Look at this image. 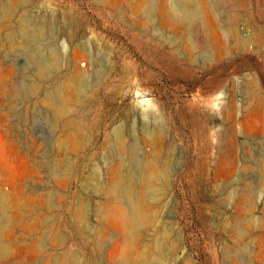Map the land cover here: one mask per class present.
Returning a JSON list of instances; mask_svg holds the SVG:
<instances>
[{
    "label": "rangeland",
    "instance_id": "374dc122",
    "mask_svg": "<svg viewBox=\"0 0 264 264\" xmlns=\"http://www.w3.org/2000/svg\"><path fill=\"white\" fill-rule=\"evenodd\" d=\"M0 198L2 264H264V0H0Z\"/></svg>",
    "mask_w": 264,
    "mask_h": 264
},
{
    "label": "bare ground",
    "instance_id": "6f19581e",
    "mask_svg": "<svg viewBox=\"0 0 264 264\" xmlns=\"http://www.w3.org/2000/svg\"><path fill=\"white\" fill-rule=\"evenodd\" d=\"M233 3H234V1H233ZM250 4V3H249ZM238 16V15H237ZM234 21V20H233ZM209 23H211V25H210V30H211V34H212V40H213V44H219V45H222L221 43H220V35H219V30H218V27L214 24V21H213V23L212 22H209ZM234 26V25H233ZM235 27V26H234ZM223 29V28H222ZM226 29V28H225ZM224 29V30H225ZM228 29V28H227ZM230 29V28H229ZM224 30H222V32L224 31ZM221 32V31H220ZM39 33V32H38ZM230 33H231V31H230ZM221 34V33H220ZM251 37H252V39H253V41L255 40V43H254V47H253V49H252V51H254V52H256V53H259V43H258V38L259 37H261V36H259V35H257V34H254L253 36L251 35ZM187 40V39H186ZM234 41H235V39H233ZM240 40V39H239ZM251 40V39H250ZM249 39H242L241 40V44H242V46L243 45H247V43L248 42H251ZM222 41V40H221ZM236 41H237V39H236ZM183 42V41H182ZM185 42V41H184ZM187 44V43H186ZM186 44H184L183 43V45H186ZM205 45V44H204ZM239 46V45H238ZM241 46V45H240ZM241 46V47H242ZM249 46V45H248ZM239 48V47H238ZM188 49V56H190V57H193L194 56V51H193V49H191V48H187ZM184 51V50H183ZM218 51V50H217ZM52 52V51H51ZM54 52H52V54H53ZM57 53V52H56ZM185 53V52H184ZM222 53V52H221ZM51 54V55H52ZM197 55V54H196ZM221 55V54H220ZM52 57V56H51ZM49 61V60H48ZM256 62V61H255ZM261 62V61H260ZM51 63V65H53V66H55L56 65V63H57V59L56 58H52L51 59V61H49V64ZM57 65H58V63H57ZM262 65V64H261ZM52 67V66H51ZM259 71V70H258ZM252 87H254V86H252ZM250 89V88H249ZM248 89V90H249ZM256 89V88H255ZM253 90H254V88H253ZM252 90V91H253ZM250 92V91H249ZM248 92V94L249 95H251L250 93ZM254 93L255 94H257L256 93V90H254ZM254 93L252 92V96L251 97H248L249 98V100H250V103H249V106H251V109H258V107H259V98H258V95H254ZM247 99V98H246ZM233 100H234V98H232L231 100H230V106H231V112L233 113L234 112V106H233ZM248 100V101H249ZM50 107H51V105H50ZM52 108H53V110L57 113V114H62L63 112H64V110H66V107H65V105L62 103V101L60 100V99H56V100H54L53 101V103H52ZM245 108H246V106H245ZM248 109V108H247ZM231 120V123H233L234 122V119H233V117L231 116V118H230ZM160 130V129H159ZM158 130V131H159ZM160 132V131H159ZM118 134V133H117ZM160 134V133H159ZM119 135V134H118ZM154 135V134H153ZM163 135V134H162ZM161 135V136H162ZM121 136V135H120ZM155 136H156V134H155ZM152 137V136H151ZM157 137H158V135H157ZM156 138V137H155ZM159 138V137H158ZM153 139V138H152ZM162 139V138H161ZM117 141H118V144H120V146H123V143H122V141L124 140V139H122L121 140V138L119 137V136H117V139H116ZM156 140V139H155ZM116 141V142H117ZM154 141V140H153ZM157 141V140H156ZM155 143H157V142H155ZM120 146H118V147H120ZM155 146H157L156 144H155ZM158 149V148H157ZM132 151V150H131ZM155 151V153H156V150H154ZM160 153V152H159ZM133 155V154H132ZM167 155H169V154H167ZM133 158V157H132ZM152 160V159H151ZM149 160V163H148V165L146 164V166H147V169H146V171H145V173H144V176L142 177L143 178V180H142V186H143V188H146V187H151V186H153V185H155V183H156V181H157V178H158V169H160L161 171H162V173L163 172H165V174L164 175H166L167 174V167L166 166H168L167 164L168 163H170L169 161H170V158H169V156H166V157H164L163 158V161H161L160 162V160L159 161H155V160ZM147 162V161H146ZM145 169V168H144ZM161 171H159V172H161ZM116 173V172H115ZM119 175V174H118ZM164 175H162L163 177H164V179H165V176ZM162 176H161V178H162ZM163 179V178H162ZM163 179V180H164ZM113 181V180H112ZM114 181H116L115 179H114ZM116 184V183H115ZM118 184V183H117ZM112 185V184H111ZM118 186V185H117ZM97 187V186H96ZM111 187V186H110ZM119 187V186H118ZM154 187H156V186H154ZM152 188V187H151ZM157 188V187H156ZM156 188H154L153 190H155ZM149 189V188H148ZM117 190H119V189H116V187L114 188V187H111V188H109V190H108V193L109 194H111L112 196H115L116 198H117ZM140 192V191H139ZM137 193V192H136ZM142 193V192H141ZM154 193V192H153ZM157 193V192H156ZM142 194H144V193H142ZM141 194V195H142ZM139 195V194H138ZM151 196V195H150ZM20 197V196H19ZM2 198V197H1ZM1 198H0V201H1ZM123 198V200H125L126 201V203L128 204V206H129V209H130V212H129V210H128V212H129V214H128V220H127V218H126V221H127V224H125L126 222H125V214H124V212L125 211H123L121 208H120V206L121 205H118V206H115V205H111L110 207H107L102 213H101V216L103 217V218H105L107 221H109V223H111V224H113L114 226H116V228H118V229H120V230H123L124 232L126 231L125 229H127V233H129V237L127 238V239H131V240H134V239H136L134 236V239H132L133 237H132V235L134 234V232L136 231V229L138 228V226H139V228H140V225H142V214L141 213H143V211L142 212H140V209H138V200L136 199L137 197L132 193V191H131V187H129L128 189H127V191H126V193L124 194V196L122 197ZM141 198V197H140ZM22 200H20V198H19V200L20 201H18L16 204L14 203V205H12V209L14 210V214L16 215L17 213H18V211L19 210H21V208H23V207H26L28 204H29V200L27 199V198H21ZM114 199V198H113ZM118 199V198H117ZM18 200V199H17ZM119 200H121V199H119ZM152 200V199H151ZM115 201H117L116 199H115ZM122 202V201H121ZM6 203V202H5ZM4 202H3V200H2V202H0V206H2V207H0V210H1V216H0V240H1V244H0V264H2L5 260H6V258L9 256V255H13L15 252H18L19 250H21V249H25L26 247L23 245V244H19V245H16V244H12V242L9 240L10 239V236H9V229H11V226L14 224V216L13 215H10V212L9 211H11V209H9L8 208V205H9V202H8V205L6 206V204H5ZM111 203V202H110ZM111 204H113V203H111ZM140 206V205H139ZM140 208V207H139ZM9 210V211H8ZM142 210V209H141ZM78 216V215H77ZM81 217V216H80ZM78 218H79V216H78ZM80 219H82V218H79V220ZM19 221V225H21L22 227H24V228H34L35 226H33V227H30V225L28 224V223H26V221L25 220H23V219H21V220H18ZM83 221V220H82ZM144 221V220H143ZM145 223V222H144ZM145 225V224H144ZM146 226V225H145ZM142 227V226H141ZM259 232V231H258ZM137 235H138V233H137ZM136 234H135V236H137ZM130 237H132V238H130ZM127 239H126V242H127ZM138 240V239H137ZM162 240V239H161ZM130 241V240H129ZM132 242V241H131ZM162 242V241H161ZM160 242V243H161ZM155 243V242H154ZM260 243V240L258 241L257 240V245ZM150 244V243H149ZM159 245H161V244H159ZM159 245H156V246H159ZM155 246V247H156ZM158 248V247H157ZM156 248V249H157ZM145 249V248H144ZM123 252V251H122ZM31 253H36V251L34 250V249H32L31 248ZM126 253V252H125ZM130 253V252H129ZM133 253V252H132ZM131 253V255H133ZM148 253H150V251L148 252ZM161 253V252H160ZM122 254V253H121ZM136 255H137V253H136ZM135 255V256H136ZM150 255H151V253H150ZM143 257V256H142ZM149 257V256H148ZM122 258L123 257H121V260H122ZM125 258H126V255H125ZM129 258V257H128ZM255 258H257V256H256V254H255ZM152 259V258H151ZM128 260V259H127ZM124 261H126V260H124ZM130 261V260H129ZM133 261V260H132ZM150 261V260H149ZM155 261V260H154ZM131 262V261H130ZM148 262V261H147ZM146 262V263H147ZM127 263H129V262H127ZM140 264V263H139ZM152 264V263H151ZM154 264H165V263H163L160 259H157L156 260V262L154 263Z\"/></svg>",
    "mask_w": 264,
    "mask_h": 264
}]
</instances>
